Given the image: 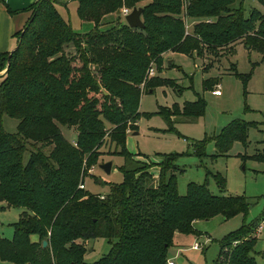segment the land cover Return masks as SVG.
<instances>
[{
  "label": "trees",
  "instance_id": "16d2710c",
  "mask_svg": "<svg viewBox=\"0 0 264 264\" xmlns=\"http://www.w3.org/2000/svg\"><path fill=\"white\" fill-rule=\"evenodd\" d=\"M233 1L76 0L79 18L94 24L85 32L74 30L53 0L34 2L16 32V47L0 59V68L7 63L0 81V200L22 207L12 237L0 234L1 261L168 264L175 232H196V219L248 211L245 195L214 194L206 180L189 182L180 194L178 153L160 154L155 162L133 160L136 165H131L132 153L125 148L129 129L140 114L148 115L138 109L141 92L174 83L147 74L150 66L162 69L164 53L216 54L229 50L236 40L264 51V15L255 8L245 15ZM123 6H141L144 26L115 21L100 27L105 15ZM181 13L192 23L190 31ZM231 72L244 84L250 76L233 67ZM216 83L211 77L203 80L205 89ZM204 109L199 94L181 108L173 105L158 112L170 122V115L195 117ZM3 113L18 118L15 132L3 128ZM251 123L236 117L223 125L214 136L216 154L226 153L234 141L246 143ZM59 124L73 126L74 138H66ZM203 143L194 144L198 156L204 154ZM106 154L123 156L118 165L122 180L109 182L103 193L79 187ZM152 165L160 166L159 171ZM213 176L223 191L226 177L220 172ZM258 222L259 217L226 233L211 264H258L253 254ZM96 236L107 238L111 247L86 262L83 241Z\"/></svg>",
  "mask_w": 264,
  "mask_h": 264
},
{
  "label": "rangeland",
  "instance_id": "374dc122",
  "mask_svg": "<svg viewBox=\"0 0 264 264\" xmlns=\"http://www.w3.org/2000/svg\"><path fill=\"white\" fill-rule=\"evenodd\" d=\"M53 1L74 30L85 32L93 28L92 22L79 18L76 0ZM231 5L242 6L245 15L252 8L264 15V3L260 0H234ZM118 14L119 16L114 12L105 15L102 19L105 24L100 27H106L115 21H126L125 15L121 12ZM182 17L184 22L188 21L183 14ZM188 22L187 29L190 31L192 23ZM66 48L73 50L71 45ZM153 67L154 72L150 76L168 79L174 83L162 82L141 92L138 109L148 115L140 114L135 126L129 129L135 133L126 135L125 148L132 153L130 164L136 165L133 160L155 162L160 160V154L176 152L178 155L175 162L180 167L176 170V183L180 194L186 192L189 182L201 183L206 180L212 193L241 194L250 202L246 213H236L230 217L218 213L209 218L197 219L194 224L196 232L179 234L180 249L176 254H171V259L174 264H211L217 256L219 241L226 233L236 229L243 222H250L259 217L258 223L263 226L261 230H255L253 254L258 264H264V158L254 157L258 153L264 154V51L248 48L243 41L236 40L229 50H221L216 54L205 50L202 54L167 51L164 53L162 69H156L155 65ZM232 67L238 72L250 73L246 84L231 72ZM208 77L218 81L220 94H213L211 89L204 88L203 80ZM199 94L205 100L202 115H170L169 122L168 118L158 112L162 107L171 108L173 105L181 108L185 100H195ZM236 117L253 122L248 128L246 143L234 141L226 153L216 154L218 150L214 136L223 125ZM17 124V117L2 114V126L6 131L15 132ZM59 125L64 136L73 139V126ZM202 140L204 154L198 156L194 151V144ZM28 156L27 149L24 151V161ZM106 160L112 161L109 172L104 171L98 162L83 178L85 188L89 191L105 192L109 182L122 180L123 175L118 165L123 162V156L106 154L104 161ZM159 167L152 165L157 172ZM207 171L210 173L207 174ZM216 172L226 177L223 191L213 176ZM21 211L22 207L0 200L2 236L12 237L13 222L18 219ZM195 241L201 243L200 248L192 247ZM83 243L86 248L83 260L86 262L97 260L111 247L110 241L102 236L90 237ZM0 264L9 263L0 260Z\"/></svg>",
  "mask_w": 264,
  "mask_h": 264
},
{
  "label": "crops",
  "instance_id": "0c3cea01",
  "mask_svg": "<svg viewBox=\"0 0 264 264\" xmlns=\"http://www.w3.org/2000/svg\"><path fill=\"white\" fill-rule=\"evenodd\" d=\"M35 1L36 0H0V59L2 53L9 54L16 47L17 45L16 32H18L20 29L23 28L25 22L31 15L32 5L34 4ZM6 64L7 63L5 62V65L2 68H0V81L3 79L4 72L6 69ZM130 132L135 133L134 130H131L128 131L127 134ZM195 221L193 224H195ZM179 234H187V233H181V232L174 233L173 248L176 249V252L174 254H176L178 252V249H180L179 248L180 244L178 242L180 238Z\"/></svg>",
  "mask_w": 264,
  "mask_h": 264
},
{
  "label": "water",
  "instance_id": "95a60500",
  "mask_svg": "<svg viewBox=\"0 0 264 264\" xmlns=\"http://www.w3.org/2000/svg\"><path fill=\"white\" fill-rule=\"evenodd\" d=\"M119 12H120V9L119 8L116 9V13H119ZM141 12H142L141 6L132 7V9L127 14H125V16H124L126 23L131 27H143L144 23H143L142 18H141ZM111 164H112L111 160H106V161L100 162L99 166L104 171L109 172L111 169ZM46 243H47V240L43 239L42 244L46 245ZM168 251L171 254H174L176 252V249L169 248Z\"/></svg>",
  "mask_w": 264,
  "mask_h": 264
},
{
  "label": "built area",
  "instance_id": "2783aa9c",
  "mask_svg": "<svg viewBox=\"0 0 264 264\" xmlns=\"http://www.w3.org/2000/svg\"><path fill=\"white\" fill-rule=\"evenodd\" d=\"M184 1L186 2L187 0H184ZM119 9H120V12H121L123 15H125V14H127V13L132 9V7L123 6V7H120ZM207 20H210V19H207ZM185 21H186V22H185V25H186V29H187V27L189 26V22H188L187 20H185ZM153 72H154V67H153V66H150V67L148 68L147 74L151 75V74H153ZM211 92H212L213 94H216V95H218V94L221 93L219 83H216V84H215V87H213V88L211 89ZM91 170H92V168L89 169V171H91ZM78 186L81 187V188L85 187V183H84V181H83V180L80 181L79 184H78ZM101 196H103V195L101 194ZM261 227H262V224H258L257 227H256V230L259 231V230L261 229ZM192 247H193L194 249H196V248H200V247H201V243L195 241V242L192 244ZM168 264H174V261L171 259V257L168 259Z\"/></svg>",
  "mask_w": 264,
  "mask_h": 264
}]
</instances>
